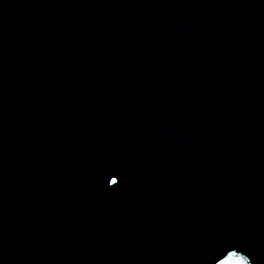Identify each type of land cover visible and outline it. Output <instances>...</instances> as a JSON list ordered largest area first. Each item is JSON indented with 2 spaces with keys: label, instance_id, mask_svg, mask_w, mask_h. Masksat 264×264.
Returning <instances> with one entry per match:
<instances>
[{
  "label": "water",
  "instance_id": "95a60500",
  "mask_svg": "<svg viewBox=\"0 0 264 264\" xmlns=\"http://www.w3.org/2000/svg\"><path fill=\"white\" fill-rule=\"evenodd\" d=\"M8 264H264V0L103 1Z\"/></svg>",
  "mask_w": 264,
  "mask_h": 264
},
{
  "label": "snow or ice",
  "instance_id": "6c2138e0",
  "mask_svg": "<svg viewBox=\"0 0 264 264\" xmlns=\"http://www.w3.org/2000/svg\"><path fill=\"white\" fill-rule=\"evenodd\" d=\"M112 185H117L119 183V180L116 179V177H113L110 181Z\"/></svg>",
  "mask_w": 264,
  "mask_h": 264
}]
</instances>
